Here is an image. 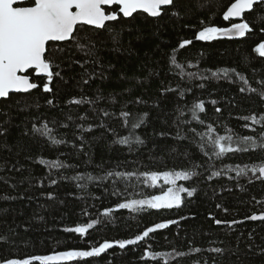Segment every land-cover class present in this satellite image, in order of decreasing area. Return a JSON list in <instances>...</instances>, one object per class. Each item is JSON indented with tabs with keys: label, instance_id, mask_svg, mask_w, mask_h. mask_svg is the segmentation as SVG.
<instances>
[{
	"label": "trees",
	"instance_id": "16d2710c",
	"mask_svg": "<svg viewBox=\"0 0 264 264\" xmlns=\"http://www.w3.org/2000/svg\"><path fill=\"white\" fill-rule=\"evenodd\" d=\"M232 1L173 0L155 18L137 13L102 29L85 26L78 33L85 48L73 41L50 50L59 73L49 85L52 91H43L46 77L33 72L38 88L0 101V261L91 250L109 241L113 247L99 256L58 264H264V221L247 220L264 212V178L250 170L237 175V166H262L264 150L205 156L201 137L192 131L206 133L210 124L213 135L234 132L258 141L264 133V125L242 119L264 115L259 95L264 56L255 51L264 42V5L243 17L251 28L244 37L195 39L206 26H231L222 14ZM184 40L192 43L180 48ZM223 69L235 72L224 78ZM73 99L85 102L70 103ZM200 101L203 124L192 112ZM124 111L139 127L124 124ZM44 123L60 144L34 132L33 125ZM131 133L142 142L118 143ZM56 162L65 167L50 166ZM109 171L132 175L108 177ZM185 171L190 179L176 184L195 191L181 193L179 207L145 206L137 212L117 207L167 191L171 185L163 176L153 183L150 173ZM78 175L85 179H74ZM106 209H112L107 217ZM93 220L98 222L84 236L65 231ZM167 221L176 223L135 245L115 243ZM233 221L241 222L228 225ZM150 253L161 255L153 259Z\"/></svg>",
	"mask_w": 264,
	"mask_h": 264
},
{
	"label": "snow or ice",
	"instance_id": "6c2138e0",
	"mask_svg": "<svg viewBox=\"0 0 264 264\" xmlns=\"http://www.w3.org/2000/svg\"><path fill=\"white\" fill-rule=\"evenodd\" d=\"M172 3L173 0H0V98L8 97L10 92H29L30 90L38 88L39 85L32 78L33 72L37 74V78L39 79L46 77L47 82L43 84V91H52L49 85L53 80V76L59 75V73L54 72L55 65L48 58L50 50L55 46L56 42L73 41L77 43V47L81 49L85 48L86 46L79 44L78 41V33L80 30L84 29L85 26L102 29L106 27V22L116 21L118 19L117 12L114 10L106 11L105 6H118L119 13H122L124 17L131 16L137 10H143V12L155 17L161 14L163 6H168ZM257 5H264V0H235L223 13V20L229 21L231 24L230 27L206 26L196 34L195 39L211 41L218 37H244L247 32L251 31V28L242 18L246 12L253 11L254 6ZM233 18H241V22H233ZM191 43V40H184L180 43L179 47L184 48ZM255 51L261 56H264V43H260ZM173 63H175L174 58ZM177 67L181 66L177 65ZM220 71H222L224 78L229 76L230 71L235 72L234 69H223ZM189 75L193 76L195 74L190 73ZM212 75L220 78L216 72H213ZM240 80L244 81L245 84L248 83L243 76H240ZM245 90L244 87L240 89L241 92ZM250 90L257 91L256 89ZM259 95L261 98H264V90H261ZM84 102L83 99H73L70 101V103L77 105ZM48 103L51 104L52 101ZM212 103L214 104L215 101H212ZM204 111L205 105L203 101L195 103L192 107L193 118L199 120L197 112ZM216 111L219 112L220 109L217 108ZM103 115L108 116L109 113L104 111ZM120 115L124 118L125 125L130 124L132 129L139 127V123L130 119L131 113L124 111ZM81 119H84V117H81ZM242 119L245 121L250 120L252 124L264 125V115L257 118L253 114ZM199 122L201 124L204 123L203 120H199ZM244 127L248 128L249 125L245 123ZM33 130L40 136L47 137L53 145L62 142L55 138L53 130L49 127L48 123H44L39 128L33 125ZM192 131L195 135L201 137V147L206 149L204 151L205 156L211 154L217 158H221L228 153L248 152L249 149L260 148L264 150V133H261L258 141L252 135L240 136L234 132L224 136L213 135L215 129L210 124L207 125L206 133H196L195 129H192ZM205 137H207L206 140ZM133 138L136 142H142L139 137L131 133L129 136L120 138L118 143L129 144ZM233 144L237 146L233 147ZM40 163L44 164L46 161L41 159ZM50 166L65 167L63 162L51 163ZM237 169L238 176L247 175V172L250 170L254 174L258 171L260 176L264 177V164L259 168L253 166L249 169L246 165L243 168L237 166ZM123 175L131 176L132 173L107 172L108 177H119ZM161 175L165 183L171 185L167 191H164L161 195L152 196L150 199L130 200L119 203L117 207L119 209H130L133 212L140 211L145 206L152 209H171L181 205L183 199L181 193L187 192L188 196L193 195L195 189L189 191L183 186L176 184L179 179H190L192 173L187 171L164 172L162 174L152 172L150 173V179L155 183L160 179ZM212 175L217 176L220 173L214 172ZM74 179L83 180L85 176L78 175ZM87 179L103 178L88 175ZM52 183L54 184L56 181L53 180ZM116 194V192H113V195ZM111 212L112 209H106L103 215L107 217ZM249 219L264 220V214L259 216L252 215ZM97 222L93 220L92 223L77 225L74 228H67L65 231L84 236ZM172 223H176V221L157 223L153 227H148L143 231L142 235H137L134 239L119 240L115 241V243L120 248H124L126 245H135L137 242L149 237L150 233H154L158 229L167 228ZM216 223L221 224L222 221L217 220ZM231 223L236 222L233 221ZM112 247V242L104 241L98 247H91V250H69L54 255H38L26 259H6L0 261V264H34V262H39V264H58L60 261L72 260L74 258L99 256ZM213 250L220 251L218 248ZM195 251H200V249H195ZM149 255L153 259H156L161 254L150 253ZM165 264H168V262L165 261Z\"/></svg>",
	"mask_w": 264,
	"mask_h": 264
},
{
	"label": "water",
	"instance_id": "95a60500",
	"mask_svg": "<svg viewBox=\"0 0 264 264\" xmlns=\"http://www.w3.org/2000/svg\"><path fill=\"white\" fill-rule=\"evenodd\" d=\"M233 2H235V0L233 1ZM232 2V3H233ZM231 5V4H230ZM229 5V6H230ZM170 5H168V6H163L162 7V10L163 9H165V8H167V7H169ZM228 6V7H229ZM107 9H110V8H112V7H114V6H105ZM117 8H118V6H116ZM227 7V8H228ZM255 7V6H254ZM227 8H226V10H227ZM162 10H161V13H162ZM225 10V11H226ZM224 11V12H225ZM223 12V13H224ZM249 12H251V11H249ZM249 12H246L245 14H247V13H249ZM137 13H144V14H146L147 16H149V17H151V18H155V17H158V16H151L150 14H148V13H146V12H143V10H137L136 12H134L131 16H129V17H124L123 16V14L122 13H119V11L117 10V14H118V17L119 16H122L124 19H129L130 17H132L134 14H137ZM161 15V14H160ZM159 15V16H160ZM222 18H223V14H222ZM243 19V18H242ZM109 22H113V21H109ZM109 22H106V24L107 23H109ZM233 22H241V18H233ZM87 27H91V28H94V29H97V28H95V27H92V26H87ZM226 38H231V39H234V38H238V36H233V37H226ZM56 43H62V42H56ZM264 43V42H263ZM35 75L37 76V74L35 73ZM42 75V74H41ZM33 90H35V89H33ZM33 90H30L29 92H31V91H33ZM29 92H10L9 93V95H12V94H25V93H29ZM9 95H8V97H9ZM8 97H3V98H0V101L1 100H4V99H7ZM262 178H264V177H262ZM262 214H264V212H262V213H258V214H252V215H257V216H259V215H262ZM251 215V216H252ZM250 216V217H251ZM247 220L248 221H264V220H260V219H257V220H251V219H249V217L247 218ZM236 223H228V225H230V226H232V225H234V224H238V223H240L241 221H235ZM54 255V254H53ZM60 262H63V261H60ZM60 262H58V263H60Z\"/></svg>",
	"mask_w": 264,
	"mask_h": 264
},
{
	"label": "flooded vegetation",
	"instance_id": "af4514ba",
	"mask_svg": "<svg viewBox=\"0 0 264 264\" xmlns=\"http://www.w3.org/2000/svg\"><path fill=\"white\" fill-rule=\"evenodd\" d=\"M233 1H234V0H233ZM233 1H232V2H233ZM232 2H231V3H232ZM231 3H230V4H231ZM230 4H229V5H230ZM229 5H228V6H229Z\"/></svg>",
	"mask_w": 264,
	"mask_h": 264
},
{
	"label": "rangeland",
	"instance_id": "374dc122",
	"mask_svg": "<svg viewBox=\"0 0 264 264\" xmlns=\"http://www.w3.org/2000/svg\"><path fill=\"white\" fill-rule=\"evenodd\" d=\"M178 181V180H177ZM177 183V182H176Z\"/></svg>",
	"mask_w": 264,
	"mask_h": 264
}]
</instances>
